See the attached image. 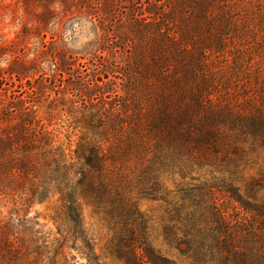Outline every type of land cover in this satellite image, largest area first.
Returning a JSON list of instances; mask_svg holds the SVG:
<instances>
[{"label": "trees", "instance_id": "trees-1", "mask_svg": "<svg viewBox=\"0 0 264 264\" xmlns=\"http://www.w3.org/2000/svg\"><path fill=\"white\" fill-rule=\"evenodd\" d=\"M124 4L129 37L114 30L122 45L94 79L69 83L91 100L74 149L51 129L65 94L0 110V264H107L83 202L112 232L111 261L178 264L144 198L163 204L162 246L186 264H264V0ZM53 199L51 234L33 209Z\"/></svg>", "mask_w": 264, "mask_h": 264}, {"label": "rangeland", "instance_id": "rangeland-1", "mask_svg": "<svg viewBox=\"0 0 264 264\" xmlns=\"http://www.w3.org/2000/svg\"><path fill=\"white\" fill-rule=\"evenodd\" d=\"M124 1L0 0V110L13 96L23 92V98L31 95L38 98L45 112L47 101L65 94V102L59 100L52 105L51 129L57 131L62 142L71 140V149H74L79 137L74 129L75 120L89 110L91 100L78 96L69 83L86 74L83 72L86 68L88 77L85 80L94 79L97 73L93 72V65L98 64L99 56L108 55L116 45H122L114 30L121 33L123 39L129 37V29L119 27L120 19L127 23L130 8ZM111 37H115L116 42L113 43ZM48 96L50 99L45 102ZM56 205L53 199L33 209L41 229L51 234L56 233L57 228L53 219ZM138 205L153 220L152 234L157 248L178 264H186L175 252L162 246L159 234L164 217L163 204L144 198L139 199ZM82 216L98 257L107 264H120L107 257L106 246L112 232L102 215L83 202Z\"/></svg>", "mask_w": 264, "mask_h": 264}]
</instances>
